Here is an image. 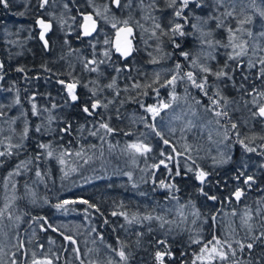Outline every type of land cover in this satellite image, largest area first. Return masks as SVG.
Segmentation results:
<instances>
[{
	"label": "trees",
	"instance_id": "obj_1",
	"mask_svg": "<svg viewBox=\"0 0 264 264\" xmlns=\"http://www.w3.org/2000/svg\"><path fill=\"white\" fill-rule=\"evenodd\" d=\"M107 2L111 4L112 8L116 7L111 0H107ZM147 2L148 4L142 3L143 7H136V10L130 14L124 13L123 15L120 12L119 17L128 19L129 24L133 27L134 34L136 20L142 18L145 22L143 24H149L150 30L158 33L156 38L151 33L148 35L151 40L139 42L137 37L132 45L131 55L125 58L111 51L109 56L111 62L105 63L104 67H99L100 71L98 70V72L90 71L92 74L83 75L79 71L71 69V71L74 70L72 72L81 74L77 73L75 75L72 73L71 77V80L78 81L76 88L78 100L75 102L71 99L58 100L57 93L52 94L51 86L54 84L52 79L60 73L52 68V60L49 61L48 56H45L43 52L41 53L42 49L40 50L39 66L29 60L27 50L23 49L22 53H17L18 58L11 60L14 61L15 65L17 64L15 69H13V62L11 63L9 57L6 58V53L3 54L0 51V64L3 65V68L0 69V78L13 81V84H17L19 89H29L28 93L36 94L35 99L45 94L53 96L50 101L22 102L0 107V111L2 107L4 109L2 113L0 112V114H3L0 115V151H7L10 144L21 145L19 148H13L11 155L0 156V183L4 184H0L2 188H0V235L6 237V241L0 243V249L3 252L0 255V264H6L5 261L7 260H9V264H13V261L16 264H32L33 259H49L52 264H157L156 251L165 250V246L157 243L158 241H166V245L172 253L170 258L166 257L165 264H192L195 256L200 254V249L208 241H211L213 236L221 241L229 258L224 261L217 258L212 264H264V239L253 241L254 236L259 237L261 232L264 231V167H262L264 166V119H252L251 111L256 110V106L250 111L246 108L250 105L243 104L244 95L246 96L248 89L247 92H241L238 88L233 87L229 80L217 81L221 84L215 85L214 79L209 78L208 85L213 84V82L215 84L209 86L207 96L199 89L193 90L192 87L194 86L191 82L189 88H181L179 91L174 85H165L166 81L171 80L173 75L177 77L184 76L187 79L185 75L187 72H195L193 70L199 68L194 67L191 63L194 54L197 57L198 64L206 63L212 71H218L224 67L225 58L229 57L230 51H226L229 48L217 51L222 42L221 36L219 37L216 33L219 29L217 26L216 28L213 26L207 28V25L204 26L205 28L200 27V32L204 30L205 33H211L208 36L200 35L199 37L195 29L196 34H198L197 37L192 32L191 23H189L191 30L189 35L184 36L186 39L177 35L176 40L170 33L172 24H183V30L186 33L189 26L184 24L182 18H174L173 8L166 9L156 4L152 6V0H147ZM227 6L226 0H223L220 6L217 7L221 9ZM202 7L212 8L208 5ZM157 23L161 24L168 35L161 34V31L155 28ZM197 29L199 28L197 27ZM194 37L197 39L195 38V40ZM203 38L214 42L210 52L213 54L212 58H215L210 57V60L204 59L201 62L198 59V53L200 52L198 50H204L200 42ZM174 39L175 43L181 45L179 48L175 47ZM215 41L220 43L217 45ZM161 45L165 46L162 47ZM195 46L200 48L197 50ZM257 46H259V43ZM160 47H162V50ZM182 52H188L189 58L185 59L181 55ZM246 60V62H249L248 59ZM233 62L227 63L228 68L226 70L230 74H234L238 84L244 83L242 76L248 75L251 69L243 65L244 73L239 70L233 73L232 70L237 67ZM177 63L181 65L180 69H176ZM69 66L71 67L70 64ZM69 66L62 63V70L69 69ZM18 68H23L24 72L17 71ZM117 68H120L121 71L117 72ZM35 70H39V72ZM37 76H42L47 80L46 87H36L33 81H36L34 77ZM78 76L80 78L85 76V78L82 80ZM195 76L197 82H200L204 77ZM66 80L70 81L69 79ZM113 80L116 82L113 83ZM141 80L144 82L142 83L144 86L141 84ZM252 81L247 82L250 85L246 84V86L264 91V82L257 81L255 83ZM110 84L113 85L111 88L108 87ZM0 85H3L6 90L10 87V83H4L1 80ZM133 85H139V87H133ZM169 86L172 88L171 90ZM84 90L88 91V95L83 92ZM215 90H220V98H226L228 101L239 99L238 102H243L241 103L245 106L243 115L240 114V109L236 108L232 111L227 109V117L215 116L214 118L211 112L219 111L220 108L213 109L210 106L209 97H216ZM173 91L177 97L176 100H172V96L169 97ZM93 93L95 95L98 93V96L92 97ZM216 98L220 99L219 97ZM17 99L21 100L18 97ZM92 99H98L102 105L106 104L107 107L102 106L95 110L92 116H89L82 111V108L86 104L90 108ZM195 99L204 105V111L202 112L204 117L199 116L193 120L184 119L181 123L173 120L168 128L170 131L161 129L160 124L156 122L161 121L160 114L150 118L151 120L148 116L146 117L148 112L145 109L148 105L156 106L161 101L173 105V103H179L183 100L189 102V100ZM33 104L36 105L37 112L42 114L32 115ZM141 104L145 107H141ZM18 109L20 110L18 111ZM174 109L178 110L175 107ZM77 114L84 118H77ZM82 114L83 116H81ZM41 115L45 117V120ZM4 116L7 118L5 117L3 120ZM40 116L42 117L41 121ZM155 118L159 119L154 121ZM241 118L247 120L248 128L243 127ZM149 120L152 121L151 126H154L155 131L151 126V128L149 126L145 127L150 122ZM217 120L220 121L219 124ZM102 122L108 123L114 131L107 133L104 129L98 127ZM187 122L189 124L182 128L181 126L186 125ZM200 123L202 124L200 125ZM231 123L238 125L239 140H245L249 147L256 149L255 152H246L241 145L236 144L238 142L237 131L231 130ZM174 124L179 126H176V128ZM69 125L71 126V135L70 132L66 134L60 131L64 129V126L66 128ZM221 125L228 130L227 142L232 144L230 150L224 148L225 151L215 153L212 147L207 148L206 151L203 150L205 140L201 135L205 132L214 131L217 126L220 129L224 128ZM141 126L144 130L141 129ZM26 127L28 138L24 136ZM37 127H40L41 131L37 132ZM54 127H56V130L53 129ZM93 127L96 129L92 130ZM44 128L46 130L52 128L53 130L46 132ZM95 130L97 131L95 136L98 138L91 135ZM221 130L223 131V129ZM156 132H159L160 135H156ZM33 133H38V135L35 134V137ZM83 134L85 135L83 136ZM60 135L62 138H59ZM51 136L53 137L50 138ZM100 138L104 140L101 141ZM48 139L53 140V142H49ZM164 140H167L168 144H165ZM37 141L40 143H37ZM46 141L50 149H41L37 146L41 142L46 144ZM56 141L59 143H56ZM70 141H72V144ZM133 141L143 142L152 150L144 155L135 154L133 150L127 148V145ZM67 142H69V145ZM107 146L108 148H106ZM35 148H37V151ZM177 149L179 151H176ZM30 150L35 151L30 152ZM39 150L41 153L44 150L46 153L52 150L58 156L63 152L62 157H66L63 160L65 161L68 158L67 162H64L63 167H55L56 158L49 157L47 154L45 156L44 152L42 155ZM70 152H79L81 155L76 157V154L72 155ZM37 153L40 154L39 160L36 159ZM177 153L180 155L177 157L178 162H168V168L160 165L161 160L166 162L168 157L175 158ZM217 153L219 154L216 157ZM189 155L191 159H189ZM131 157L135 159L137 164L135 162L129 163ZM229 157L230 159H228ZM214 158L216 160L228 159V163L214 165ZM21 162H24V166L18 168ZM153 165H159V167H153ZM190 165L193 167V172L188 171ZM37 166L42 174L40 178L36 176ZM197 168L210 173L208 182L203 185V191L208 194L207 196L200 192L201 185L195 179L194 171ZM177 169L181 173L179 176L175 175ZM239 171H243L245 177H254L255 182L251 187L244 184V178L240 180L235 178ZM69 172L72 174H69ZM10 173L11 175H9ZM129 173L134 175H129ZM161 180L168 184H174L175 187L171 189L161 188L159 187ZM36 187L38 188L35 190ZM237 188H240L244 193L239 200L233 195ZM2 190L5 192L2 193ZM4 193L8 196L5 197L4 195L3 198ZM25 195L27 196L25 197ZM208 196H216L217 199L210 200ZM25 198H28L29 201ZM37 198H40L38 200L42 202L37 203ZM65 200L76 201V203L66 204L63 208L55 211L57 208L54 206ZM84 200L88 201V204L81 202ZM36 203L37 205H35ZM90 204L96 207L91 208L89 207ZM68 206L69 208H67ZM10 208H13V210ZM237 210L241 217L239 219L240 223L236 219ZM79 212H81L80 218L84 222L79 220L81 223L78 228L74 226V220L78 218V215L73 213L77 214ZM113 212L117 215H112ZM65 213L67 215L63 216ZM121 213L124 215H121ZM246 213L248 214V221L245 224L243 221ZM144 217H151V219H144ZM65 236H71L75 243L65 240ZM196 240L201 242L199 244L193 243ZM236 241H240L245 245L254 243V246L252 249L245 247L241 251ZM227 244L233 245L235 256L228 250ZM211 246L209 245V247ZM120 250L125 251L127 260H121L118 254ZM197 264H206V262L197 261Z\"/></svg>",
	"mask_w": 264,
	"mask_h": 264
},
{
	"label": "rangeland",
	"instance_id": "obj_2",
	"mask_svg": "<svg viewBox=\"0 0 264 264\" xmlns=\"http://www.w3.org/2000/svg\"><path fill=\"white\" fill-rule=\"evenodd\" d=\"M76 1L78 4L76 3ZM86 1L87 2L85 3V0L84 1H82V0H71V1L70 0H49V3L43 9H41V14L44 17H46L47 19L51 20L52 29H53L52 33H54L55 35H58L59 38L61 37L63 39L61 46L58 48V53L60 55L58 56V58H54L52 60V64H53L52 68L57 70V72L60 73V75H57L56 78H55V76L53 77L52 82H54V84L52 86L50 85L52 87V94L57 93L56 96H57L58 100L71 99L67 95L64 87L59 83L60 80H64L66 83L75 81L74 79L71 80L72 73H71V71L68 72L69 70L75 69L76 71H79L83 75H88V74H92V73H90V70L85 68V64L87 61L94 59L97 62L96 64L89 66L90 68L97 69L96 71H93V72H98L99 67H104L105 63L111 62V58H109V56L111 54L112 49H111V47H109V44H105V40H109L110 34L108 35V33L113 28L112 27L113 24H117V25L118 24H124V21L128 20L127 18L121 19V16L119 17L120 12H122L123 15H124V13L130 14L133 10L134 11L136 10V7H143L142 3L148 4L147 0H125V1L122 0V6L120 8L114 7L113 8L114 10L112 11V9H111L112 6H111V4H109V2H107V0H86ZM72 2H74V3H72ZM199 2L202 3V6L208 5L209 7L212 6V8H210V9H206L203 7L197 8L195 3L190 4L191 7H189V9L187 11H185L184 15L188 16V18H189V23H191L192 32L196 33L194 31L195 29L193 30V27H192L193 24H196L199 28V29L196 28V31L198 32L199 37H200V35H202V32L205 33L204 30H202V32H200L201 26L203 28H205L204 26L207 25V28H211L212 26L214 28H216L217 23L219 21L223 20V21H225L224 26L217 29V31H216V33L218 35L220 34L221 37L223 36L222 42L219 45L217 50H219V49L223 50L224 49L223 45L229 44V34H228L227 29L229 27H231L234 30L235 36L237 38L235 40V43L239 44L241 39L247 41V43H248V54L243 56V57H240V60H242L244 62L243 64H245L244 66H246V67L248 66V64H247L248 62H246L247 61L246 59H248L249 61L251 60L255 64L258 58L264 57V54L263 53L261 54V51L264 52V37L259 36V33L264 31V17L259 15V11L264 10V0H255V3H253V0H226L228 6L221 8V9H219L217 7V6H220V4H217L215 2V0H199ZM80 3L82 4V6ZM169 3H170V0H158V1H156L155 4L157 6H160V7L166 8V9H170V7H168ZM39 4H40V0H9V7L8 8H4L2 5H0V49H1V52H3V54H5V52H6V58L9 57L10 61L12 59L18 58L19 57L18 54L22 53L23 49H25V50H27L29 60L31 62L35 63L36 66H39L40 53H39V51L36 50V47H37V45L35 44L36 40L32 34V31L34 29H31L32 21H33L32 18L34 16H36V13H38V11H40V7L38 8ZM65 5H67V7H65ZM78 5L81 6L80 9H79L80 6H78ZM73 6H74V8H73ZM85 8H86V10H85ZM71 10H73V11H71ZM173 10H174V8H173ZM216 10H218V11H216ZM83 11H84V14L82 13ZM115 11H118V12L116 13ZM227 12H231L232 15L226 16L225 13H227ZM63 13L66 14V16ZM70 13H71V15L69 16ZM86 13H89L90 15H92L93 19L96 20V22H97L96 29L97 30L95 32H98V33L95 34V32H94V34L89 38H86L84 36L82 38H80V37L77 38L78 37L77 33H72L73 31L76 30V27H74V26L77 25L78 21L81 19V17H82L81 15H86ZM21 14H23V15H21ZM2 16H3V18H1ZM63 16H64V18H63ZM248 16L252 17L251 23H247V24L243 25L244 31L238 30L240 28L239 21L245 20ZM73 17H75L76 19L73 20ZM196 17H200L201 19L197 20ZM2 19H4V20L2 21ZM205 20L207 21V23H204ZM143 22H144L143 19L139 18V19H137V21L135 23V25L137 27L135 26V28H134V29H136L135 34L133 31V36L131 38L132 45L134 43V40L137 37H138L139 42L142 40L143 41L145 40L146 42H147V40L148 41L151 40V38L148 35L153 33V30H150L151 27L149 24L145 25V24H143ZM230 22H233V23H230ZM189 23H187L186 25L189 26ZM99 24H100V26H99ZM103 26H104V28H102ZM191 28L189 26L188 33L191 30ZM223 30H225V31L223 32ZM247 30H250L253 32L252 37H249L247 35ZM107 31H108V33H107ZM221 32L225 33V34H222ZM98 34L100 36H98ZM21 35H23V36H21ZM156 35H158L157 32H155V35H154L155 38H156ZM176 37L177 36H175V39H176ZM203 39H207V38H203ZM79 40H82V42H80ZM65 41H67V43ZM256 41H258V42H256ZM73 43H75V44H73ZM256 43L257 44L259 43V46H257ZM202 45H203L202 47L204 50H200V52H199V57L201 56V58H199V59L201 62L204 59L210 60L211 58L209 59V57L212 56L211 55L212 53L210 52V50L212 49V47H211L212 45L211 46H209L208 44H202ZM225 48H228V47H225ZM32 49H34L35 51H33ZM226 51L227 52L230 51L228 54V56H229L233 52V49L231 48V46H229V49H227ZM105 52H108L109 55L105 56ZM258 54H259V56H257ZM205 55H206V57H205ZM225 59L229 63L233 62V60H229L228 58H225ZM255 59H256V61H255ZM11 63L13 65V69H15V67H17L16 66L17 64L15 65L14 61H11ZM62 63L64 65L67 64L68 66H69V64L71 65V67L69 66L70 67L69 69H66L67 72H65V70H62ZM234 63H235V65H237L238 61H234ZM243 64L241 65V67H244ZM256 65L259 66V64H256ZM189 66H191V65H189ZM257 66L255 67V69H251L250 73L248 72L249 73L248 76L251 77L252 79L249 78V80L247 82H251V80H253V82L261 81L260 79H258L256 77L258 75V72H259V67H257ZM196 70L197 69H195V72H194L195 75L198 76L199 74H201V75H199V77L205 75L203 72H200V68H198L199 72H198V70L196 72ZM254 70H257V72ZM35 71L39 72V70H35ZM79 72H75L74 74L76 75ZM196 73H198V74H196ZM255 73H256V76H255ZM251 75H253V76H251ZM210 76H213V77H210ZM210 76H208V80H209V78L212 80L215 78L214 81L216 80V77L214 75H210ZM82 77L83 78H80V76H78L79 79L83 80L85 78V76H82ZM34 79L36 81H33V83L36 84V87H40V88L46 87L47 80L44 79L42 76L41 77H39V76L34 77ZM66 79H69L70 81H67ZM199 79H201V78H199ZM0 80L4 83H10V87L8 88V90H6V88H4L3 85H0V97L2 98V99L0 98V103H2L0 105H3L4 101H5L4 105L10 106L11 104H20L22 102L23 103H31V102L50 101L53 98V96L51 97L50 95L45 94V95L39 96L35 99L36 94L28 93L29 89H27V88H25V90L24 89L22 90L21 88L19 89L17 84H15V85L13 84V81H9L8 79L4 80V79H2V77L0 78ZM216 81H218V80H216ZM189 83L190 82L187 79L185 80L184 76H181V77H178V79H177L176 85L177 84L178 85L177 86L174 85V87L176 89H178V91H179L181 88H189ZM213 84H215V83L213 82ZM213 84H211V86H213ZM50 86H49V88H50ZM171 89L172 88H170V90ZM192 89L198 90L195 87H192ZM247 89H248V92H251L252 88L247 87ZM83 92L87 93V95H88V91L84 90ZM214 92L216 94V90ZM171 93H170L169 97H171ZM235 93H237V92H235ZM10 94H12V95H10ZM63 96H64V98H63ZM6 97L9 99L6 100L7 99ZM17 97L19 99H21L22 101L21 100L19 101L17 99ZM253 99H256L258 102L262 101V100L259 101L260 98L254 97L253 95H249L248 93L246 94V96L244 95V103L245 102L247 103V101H248L249 103H247V104L253 106V107L250 106L251 109L252 108L254 109V106H255L252 103ZM17 100L19 101V103L16 102ZM196 101H197V99L190 100L187 104V101L183 100L182 102H179V103H177V102L173 103V105H171V107H169V109H161V111H160L161 113H159L160 118H161V122H160V120L157 119L158 123H160V124L162 123L161 125H159L161 127V129H163L165 131L167 129L168 131H170L168 128L170 127V124L173 122V120L175 122L178 121L181 123L184 119L193 120L194 118H197L199 116H203L202 112L204 111V105L200 102L199 104L201 106L199 104L197 106ZM237 101H235V100L231 101V102L229 101V104L230 103L231 104L230 105L228 104L227 109H229V111H232L235 108L240 109V107L242 106L240 111H241V114L243 115V113H244L243 104L244 103L241 104L240 102H238V104H239L238 105ZM190 102H191V104H190ZM192 103H193V105H192ZM235 103H236V105H235ZM189 104H190V106H189ZM221 105H223V104H221ZM174 107L177 108L178 110H175ZM250 108L248 107V110ZM242 109H243V112H242ZM251 109H250V111H251ZM196 113H198V114H196ZM212 114H214V112H211V115ZM197 115H199V116H197ZM147 116L149 119L152 118V114L149 112H148ZM212 116L215 118V115H212ZM155 119H154V121H155ZM201 121H203V120H201ZM149 123L147 124V126L150 127L151 124H153V123H152V121H150ZM188 124H189V122H187L186 125H183L182 127H185ZM201 124L202 123H200V125ZM241 124L243 125L244 128H248V126H247L248 124H247L246 119L241 118ZM224 125H225V123H224ZM221 127H224V126L221 125ZM222 129H224V130L221 131L219 126H217L214 131L211 132L207 129L209 132H205V134L201 135V136H203V138L205 140L204 145H203V150L206 151L207 148H211V147L214 150V153L217 151L221 152V150L225 151V150H223L224 148L230 150V146L232 144L227 142L228 139L225 140L224 133H221V132H225V127ZM134 142H137V141H133L132 143H134ZM223 142H225V143H223ZM236 144L241 145L239 142H237ZM216 145H218V146H216ZM241 147L243 148L242 145H241ZM176 151H179V149H177ZM219 153H217L216 157L218 156ZM53 154H55L54 156H55L56 160H58V161L55 160V162H56V163L54 162L55 164H57V162L59 163V158L64 159L63 157H61V156H63L62 153L59 154L60 156H58V154L56 152ZM54 156H52V158H54ZM178 156H180L179 153H177L175 158H172L171 160L168 159L165 163L178 162L177 161ZM131 162H135V159L132 157L129 158V163H131ZM58 166H63V165L61 163H59V165L58 164L55 165V167H58ZM67 168H68V166H67ZM70 173L71 172H69V174ZM58 178H61V177H58ZM4 195L6 197V193L3 194V198H4ZM7 196H8V194H7ZM67 208H69V206ZM57 210L58 209H56L55 211H57ZM80 213L81 212H79L77 214L73 213L75 215H78L79 219L75 218V220H74L75 221L74 226L78 227V228H79L80 223H81L79 220L84 222L83 219L80 218V216H81ZM65 215H67V213H65L63 216H65ZM236 215H237L236 219H237L238 223H240L239 219H241V217H240V213H238V210L236 211ZM5 241H6V237L3 235H0V243H3ZM0 248H1V245H0ZM1 254H3L2 249H0V255ZM5 263L9 264V260L5 261Z\"/></svg>",
	"mask_w": 264,
	"mask_h": 264
},
{
	"label": "snow or ice",
	"instance_id": "obj_3",
	"mask_svg": "<svg viewBox=\"0 0 264 264\" xmlns=\"http://www.w3.org/2000/svg\"><path fill=\"white\" fill-rule=\"evenodd\" d=\"M111 2L114 3L117 8H120L122 6V0H111ZM215 2L217 4H221L223 2V0H215ZM48 3H49V0H40L39 7L41 9H43ZM155 3H156V0H152V6H155ZM193 3H195L197 8L202 7V3L199 2V0H170L168 7L174 8V13H173L174 18H182L184 21V24H187V23H189V18H188V16H185L184 13L186 10L189 9V5L193 4ZM253 3H255V0H253ZM0 5H2L4 8H8L9 7V0H0ZM65 7H67V5H65ZM21 15H23V14H21ZM225 15L231 16L232 13L227 12V13H225ZM259 15L264 17V10H260ZM75 19L76 18L73 17V20H75ZM196 19L200 20L201 18L196 17ZM82 20H83V23H81L79 25V27L81 29V34L84 37H89L92 35V33L94 31H96V20L93 19L92 15H82ZM251 20H252V17L248 16L245 20L239 21L240 28L238 30L244 31L243 25L247 24V23H251ZM35 23H36V25L39 26V30H40L39 39L41 41H43L44 48L47 49L49 47V44H48V40L46 39V34L51 30L52 24L50 22H46L43 18H39V17L37 18ZM204 23H207V21L205 20ZM224 23H225V21H223V20L219 21L216 25L217 28L223 27ZM124 24L126 25L125 27H118L117 24L112 25V27L116 31L114 47H115V51L120 53L122 57H128L131 55V53L133 51V46H132V41H131V38L133 36V29L131 27H127L128 21H124ZM192 27H193V29H196L198 26L196 24H193ZM155 28L159 29L161 31V34H167L164 31V29L162 28L161 24L157 23L155 25ZM227 31L229 34V44L224 45V47L231 46V48L233 49V52L229 55L228 59L238 61L237 67L234 68L232 71H233V73H235L237 70L242 72L243 68L241 67V65L244 62L242 60H240V57H243V56L248 54V43H247V41H245L243 39H241L239 44L235 43V40L237 38L235 36L234 30L231 27H229L227 29ZM170 33H171L172 37H175L177 35H179L181 37H183L185 35H189V33H186L183 30V24H181V23H173L172 27L170 29ZM153 35H155V32H153ZM202 35L208 36V35H211V33L210 32L209 33H202ZM247 35L249 37H252L253 32L250 30H247ZM259 36L264 37V31L260 32ZM65 42L67 43V41H65ZM200 42H201V44H208L209 46H211L213 44V41L208 40V39H201ZM110 43L111 42L109 40H105V44H110ZM173 43H174L175 47H177V48L180 47L179 44L175 43V40H173ZM215 43L219 44L220 42L215 41ZM108 55H109V53L105 52V56H108ZM181 55L184 56L185 59L189 58L188 52H182ZM96 63L97 62L94 59L89 60L86 62L85 68L90 70V71H96L97 69L89 67L90 65H93ZM256 64H259V72H258L257 78L264 81V57L258 58L255 64L250 60L248 62L249 69H254L256 67ZM192 65L194 67H199L200 71L203 72L205 75L200 82H197V78L194 75V73L192 71H189L185 74L186 78L189 82H191L192 86L201 90L205 96L208 95V89H209L208 76L209 75H214L218 81H221L224 79L229 80L232 82L233 87L238 88V90H240L241 92H247L246 84H247V81L249 80V76L248 75L242 76V81L244 83L237 84L234 74H230L226 70L228 68L227 62L225 63L223 68H220L216 72H213L212 69L210 67H208L206 63H199L198 64V60L196 58L192 59ZM175 67H176V69H180L181 65L179 63H177ZM2 68H3V65L0 64V69H2ZM17 71L24 72V69L18 68ZM116 71L120 72L121 69L117 68ZM157 78H159V77H157ZM177 79H178V77L174 75L171 80L166 81V85H175ZM59 83L64 87L67 95L71 98V101L75 102L78 100V96L76 94V88L78 85V81H72V82L66 83L64 80H60ZM113 83H115V81H113ZM112 86H113L112 84L108 85L109 88H111ZM133 87H139V85H133ZM248 94L253 95L254 97H259L262 101H264V91H258L255 87H253L251 89V92H248ZM94 96H95V93H93V97ZM171 96H172V100L177 99L174 91L171 93ZM215 96L216 97L220 96L219 90H217ZM209 100H210V106L213 109L220 108L219 111L214 112V115L216 117H227L228 116L227 106L229 104V101L226 98L217 99L214 97H209ZM16 102L19 103L18 100ZM196 103L199 104L200 101H196ZM221 103L223 104V107H221ZM252 103L256 106V110L251 111L252 119H256V118L264 119V102H258L256 99H253ZM102 106L107 107L106 104L102 105L98 99H92L91 107L89 108V106L86 104L82 108V111L84 113H86L87 115L91 116V115H93L95 110H97L98 108H100ZM53 107H55V105H53ZM141 107H145V106L143 104H141ZM169 107H171V105L169 103H165V102L161 101L156 106L148 105L145 110L147 112L151 113L153 117H156L157 115H159L161 109H167ZM32 111H33V115L38 114L37 107L35 104H33V106H32ZM0 115H2V114H0ZM219 122L220 121L217 120L218 124H219ZM99 127L104 129L107 133H112L114 131L113 128H111L108 123H101ZM151 127L155 131L154 126H151ZM70 130H71L70 125L64 129H61V131L64 133H68V132H70ZM231 130L237 131L238 142L243 146V148L246 152H255L256 151L255 148L249 147L248 143H246L245 140H239L238 125L236 123H231ZM36 131L37 132L41 131L40 127H37ZM27 132H28V129L26 127L24 129V136L25 137L27 136ZM91 135L95 136V135H97V132L94 131L91 133ZM156 135L159 136L160 133L156 132ZM224 138H225V140L228 139V130L227 129L224 132ZM164 143L168 144V141L164 140ZM20 146L21 145H11L10 144L8 146L7 151H0V156L11 155L12 149L13 148H19ZM38 147L41 149H47V148H49V145L39 144ZM127 148L133 150L136 154H140V155H144V154H146L152 150L147 144H145L143 142L130 143L127 145ZM47 155L49 157H52L53 152L48 151ZM76 155L79 156V155H81V153L77 152ZM36 159L37 160L40 159L39 153H37ZM168 159L171 160L172 157H168ZM189 159H191L190 155H189ZM228 159H230V157ZM228 159L216 160L214 158L213 163H214V165H222V164L228 163ZM59 163L63 164L64 160L61 158L59 160ZM194 163L195 162L193 161V164ZM160 165H163L165 168H168V164L165 163L164 160L160 161ZM23 166H24V162H21V164L18 165V168L23 167ZM153 167H159V165H153ZM262 167H264V166H262ZM73 171H75V169H73ZM188 171L193 172V167L191 165L188 167ZM169 173L171 174L170 168H169ZM180 174L181 173H180L179 169H177V171L175 172V175L179 176ZM9 175H11V173ZM194 175H195V179L201 185V188L199 189L200 192L203 195L207 196L208 194L203 191V185L208 182L210 173H208L202 169L197 168V170L194 171ZM36 176L38 178H40L42 176L41 171L39 170L38 166H37V170H36ZM235 178L237 180L244 178V184L248 185L249 187H251L252 184L255 182L253 176H246L245 177V173L243 171H239ZM159 187L171 189V188H174L175 185L165 183L164 180H161ZM233 195L235 196V198L237 200H239L244 195V193L240 188H237L236 191L233 193ZM208 199L216 200L217 197L216 196H208ZM81 202L88 204V201H86V200L81 201ZM69 203H76V201L65 200V201H62L61 203L56 204L55 208L61 209V208H63L64 205L69 204ZM89 207L95 208L96 206L90 204ZM97 211H99V209H97ZM112 215H117V213L113 212ZM121 215H124V214L121 213ZM144 219H151V217H144ZM247 221H248V214L246 213V216H245L243 222L246 224ZM49 227H51V225H49ZM64 239L70 241L73 244L75 243V241L72 239L71 236H65ZM259 239H264V231L261 232L259 237H255V236L253 237L254 242L256 240H259ZM200 242L201 241H199V240L193 241V243H196V244H199ZM157 243L164 245L165 250L164 251H159V250L156 251L155 259L157 261V264H165L166 257L170 258L172 256V253L168 249V247L166 245V241H158ZM236 244L239 246V249L241 251H243L245 247H247L248 249H252L254 246V243H247L245 245L244 243H242L240 241H236ZM209 245H212V246L209 247ZM227 248H228V250H230L232 252V255L235 256V249L233 248V245L227 244ZM118 254H119L122 261L127 260V256H126V253L124 250H120ZM217 258H219L221 261H224V260H227L229 257H228V253L224 250V247L221 244V241L219 239H217L215 236H213V239L211 241H208V243L205 244V246L200 249V254L195 256V259L193 260L192 264H197V261H205L206 264H212V262L215 261ZM13 264H16V262L13 261ZM32 264H52V261L49 259H44V260L33 259Z\"/></svg>",
	"mask_w": 264,
	"mask_h": 264
},
{
	"label": "bare ground",
	"instance_id": "obj_4",
	"mask_svg": "<svg viewBox=\"0 0 264 264\" xmlns=\"http://www.w3.org/2000/svg\"><path fill=\"white\" fill-rule=\"evenodd\" d=\"M70 1H71V0H70ZM82 1H84V0H82ZM74 2H75V1H74ZM74 2H72V3H74ZM79 2H80V1H79ZM86 2H87V1L85 0V3H86ZM76 3H77V1H76ZM77 4H78V3H77ZM80 4H81V3H80ZM131 4H132V3H131ZM72 5H73V4H72ZM85 5H86V4H85ZM78 6H80V5H78ZM78 6H77V7H78ZM81 6H82V4H81ZM81 6L79 7V9L81 8ZM83 6H84V5H83ZM124 6H125V5H124ZM190 6H191V5H190ZM61 7H62V6H61ZM71 7H72V6H71ZM77 7H76V8H77ZM73 8H74V6H73ZM113 8H114V7H113ZM113 8H112V9H113ZM130 9H131V8H130ZM61 10H62V9H61ZM68 10H69V9H68ZM82 10H83V9H82ZM85 10H86V8H85ZM71 11H73V10H71ZM90 11H91V10H90ZM118 11H119V10H118ZM118 11H115V12L117 13ZM137 11H138V10H137ZM61 12H62V11H61ZM78 12H79V11H78ZM109 12H110V11H109ZM133 12H134V10H133ZM64 13H65V12H64ZM64 13H63V14H64ZM68 13H69V12H68ZM116 13H115V14H116ZM193 13H194V12H193ZM64 15L66 16V14H64ZM70 15H71V13L69 14V16H70ZM67 16H68V15H67ZM63 18H64V16H63ZM66 18H67V17H66ZM94 18H95V17H94ZM131 18H132V17H131ZM132 19H133V18H132ZM181 20H182V19H181ZM127 21H128V20H127ZM136 21H137V20H136ZM230 21H231V20H230ZM105 22H106V21H105ZM130 22H131V21H130ZM181 22H182V21H181ZM228 22H229V21H228ZM96 23H97V22H96ZM119 23H120V22H119ZM143 23H145V22H143ZM226 23H227V22H226ZM230 23H233V22H230ZM230 23H229V24H230ZM132 24H133V23H132ZM101 25H102V24H101ZM99 26H100V24H99ZM104 26H105V25H104ZM104 26H103L102 28H104ZM106 26H107V25H106ZM226 29H227V28H226ZM193 30H194V29H193ZM194 31H195V30H194ZM224 31H225V30H223V32H224ZM109 32L111 33L112 31H109ZM96 33H98V32H95V34H96ZM101 33H102V32H101ZM103 33H104V32H103ZM107 33H108V31H107ZM107 33H106V34H107ZM187 33H188V32H187ZM196 33H197V32H196ZM196 33H195V34H196ZM221 33H222V32H221ZM21 34H22V33H21ZM93 34H94V33H93ZM222 34H225V33H222ZM167 35H168V34H167ZM197 35H198V34H196V36H197ZM21 36H23V35H21ZM98 36H100V35L98 34ZM194 36H195V35H194ZM219 36H220V34H219ZM225 36H226V35H225ZM94 37H95V36H94ZM106 37H107V36H106ZM167 37H168V36H167ZM183 37H184V36H183ZM183 37H182V38H183ZM186 37H187V36H186ZM192 37H193V36H192ZM197 37H198V36H197ZM19 38H20V37H19ZM21 38H22V37H21ZM184 38H185V37H184ZM184 38H183V39H184ZM195 38H196V37H194V39H195ZM216 38H218V37H216ZM221 38H222V37H221ZM183 39H182V40H183ZM185 39H186V38H185ZM196 39H197V38H196ZM196 39H195V40H196ZM109 40H110V39H109ZM174 40H175V39H174ZM176 40H177V38H176ZM189 40H190V39H189ZM192 40H193V39H192ZM221 40H222V39H221ZM161 41H162V40H161ZM162 42H163V41H162ZM171 42H172V41H171ZM175 42H176V41H175ZM179 42H180V41H179ZM184 42H185V41H184ZM194 42H195V41H194ZM196 42H197V41H196ZM102 43H103V42H102ZM163 43H164V42H163ZM187 43H188V42H187ZM189 44H190V42H189ZM220 44H221V43H220ZM104 45H105V44H104ZM159 45H160V44H159ZM187 45H188V44H187ZM194 45H196V44H194ZM194 45H193V47H194ZM217 45H218V44H217ZM260 45H261V44H260ZM109 46H110V45H109ZM161 46H162V45H161ZM164 46H165V45H164ZM164 46H162V47H164ZM171 46H172V45H171ZM180 46H181V45H180ZM190 46H191V44H190ZM223 46H224V45H223ZM223 46H222V47H223ZM162 47H160V49H161ZM187 47H188V46H187ZM193 47H192V48H193ZM218 47H219V46H218ZM157 48H158V47H157ZM157 48H155V49H157ZM195 48L198 50L200 47L198 48V46H197V47L195 46ZM224 48H225V47H224ZM228 48H229V47H228ZM258 48H259V47H258ZM258 48H257V49H258ZM173 49H174V48H173ZM222 49H223V48H222ZM158 50H159V49H158ZM158 50H157V51H158ZM161 50H162V49H161ZM192 50H193V49H192ZM219 50H220V49H219ZM0 51H1V50H0ZM6 51H7V50H6ZM163 51H164V50H163ZM198 51H200V50H198ZM217 51H218V50H217ZM217 51H216V52H217ZM222 51H223V50H222ZM155 52H156V50H155ZM158 52H159V51H158ZM193 52H194V50H193ZM196 52H197V51H196ZM201 52H202V51H201ZM5 53H6V52H5ZM159 53H160V52H159ZM218 53H219V52H218ZM220 53H221V52H220ZM262 53L264 54V52L261 51V54H262ZM0 54H1V53H0ZM198 54H199V53H198ZM198 54H197V55H198ZM201 54H202V53H201ZM203 54H204V53H203ZM221 54H222V53H221ZM215 55H218V54H215ZM215 55H214V56H215ZM222 55H223V54H222ZM192 56H193V55H192ZM192 56H191V57H192ZM198 56H199V55H198ZM203 56H204V55H203ZM212 56H213V54H212ZM212 56H211V58H212ZM257 56H259V54H258ZM193 57L197 59V57H195V54H194ZM205 57H206V55H205ZM199 58H201V56L198 57V59H199ZM203 58H204V57H203ZM214 58H215V57H214ZM223 58H224V57H223ZM254 58H255V57H254ZM209 59H210V57H209ZM212 59H213V58H212ZM218 59H219V58H218ZM187 61H188V60H187ZM217 61H218V60H217ZM228 61H229V60H228ZM255 61H256V59H255ZM69 62H70V61H69ZM212 62H214V61H212ZM221 62H222V60H221ZM226 62H227V60H226ZM71 63H72V62H71ZM191 63H192V62H191ZM208 63H209V62H208ZM215 63H217V62H215ZM227 63H228V62H227ZM233 63H234V62H233ZM253 63H254V62H253ZM221 64H222V63H221ZM247 64H248V63H247ZM73 65H74V64H73ZM188 65H189V64H188ZM213 65H214V64H213ZM213 65H212V66H213ZM224 65H225V64H224ZM243 65H245V64H243ZM236 66H237V65H236ZM256 66H257V65H256ZM188 67H189V66H188ZM245 67H246V66H245ZM257 67H259V66H257ZM65 68H66V67H65ZM186 68H187V66H186ZM192 68H193V66H192ZM192 68H191V69H192ZM243 68H244V67H243ZM248 68H249V67H248ZM187 69H188V68H187ZM187 69H186V70H187ZM195 69H197V68H195ZM195 69H194L193 71H195ZM254 69H255V68H254ZM74 70H75V69H74ZM74 70H72V71H74ZM189 70H190V69H189ZM197 70H198V69H197ZM197 70H196V72H197ZM247 70H248V69H247ZM257 70H258V69H257ZM257 70H254V71L257 72ZM70 71H71V70H69L68 72H70ZM72 71H71V73H74V72H72ZM215 71H216V70H215ZM215 71H214V72H215ZM250 71H251V70H250ZM65 72H67V71L65 70ZM198 72H199V70H198ZM200 72H201V71H200ZM242 72H243V71H242ZM71 73H70V74H71ZM193 73H194V72H193ZM243 73H244V72H243ZM253 73H254V72H253ZM253 73H252V74H253ZM196 74H198V73H196ZM240 74H241V73H240ZM246 74H247V73H246ZM108 75H110V74H108ZM108 75H107V79H108ZM199 75H201V74H199ZM199 75H198V76H199ZM241 75H242V74H241ZM116 76H117V75H116ZM116 76H115V78H116ZM173 76H174V75H173ZM175 76H176V75H175ZM209 76H210V75H209ZM251 76H253V75H251ZM255 76H256V73H255ZM112 77H113V76H112ZM119 77H120V76H119ZM210 77H213V76H210ZM256 77H257V76H256ZM196 78H197V77H196ZM249 78H251V77H249ZM103 79H105V78H103ZM107 79H106V80H107ZM110 79H111V78H110ZM118 79H119V78H118ZM214 79H215V78H214ZM251 79H252V78H251ZM115 80H116V79H115ZM119 80H120V79H119ZM125 80H126V78H125ZM185 80H186V79H185ZM211 80H212V79H211ZM211 80H210V81H211ZM216 80H217V79H216ZM216 80H215V82H216L215 85H217V84L219 83V82L217 83ZM255 80H256V79H255ZM257 80H258V79H257ZM104 81H105V80H104ZM107 81H108V80H107ZM107 81H105V82L107 83ZM113 81H114V80H113ZM143 81H145V80H143ZM251 81H252V80H251ZM115 82H116V81H115ZM215 82H214V83H215ZM227 82H228V81H227ZM227 82H226V84H227ZM240 82H241V81H240ZM252 82H253V81H252ZM256 82H257V81H256ZM256 82H255V83H256ZM261 82H264V81L261 80ZM102 83H104V82H102ZM102 83H101V85H102ZM126 83H127V82H126ZM142 83H144V82H142V80H141V84H142ZM209 83H211V82H209ZM231 83H232V82H231ZM108 84H109V83H108ZM219 84H221V83H219ZM222 84H223V83H222ZM228 84H229V82H228ZM237 84H238V83H237ZM247 84H248V83H247ZM259 84H260V83H259ZM117 85H118V84H117ZM127 85H128V84H127ZM142 85H143V84H142ZM165 85H166V84H165ZM223 85H224V84H223ZM223 85H222V86H223ZM248 85H250V84H248ZM252 85H253V84H252ZM106 86H107V84H106ZM115 86H116V85H115ZM143 86H144V85H143ZM170 86H172V85H170ZM170 86H169V88H170ZM209 86H211V85L209 84ZM225 86H226V85H225ZM260 86H261V85H260ZM262 86H263V85H262ZM103 87H105V86H103ZM126 87H127V86H126ZM128 87H129V85H128ZM218 87H220V86H218ZM246 87H248V86H246ZM130 88H131V87H130ZM130 88H128V89H130ZM215 88H217V87H215ZM220 88H222V87H220ZM223 88H224V87H223ZM262 88H263V87H262ZM90 89H91V88H90ZM100 89H101V88H100ZM100 89H99V90H100ZM103 89H104V88H103ZM106 89H107V88H106ZM137 89H138V88H137ZM161 89H162V88H161ZM161 89H160V90H161ZM218 89H219V88H218ZM99 90H98V91H99ZM110 90H111V89H110ZM131 90H132V89H131ZM160 90H159V91H160ZM263 90H264V89H263ZM98 91H96V92H98ZM105 91H106V90H105ZM142 91H143V90H142ZM156 91H157V89H156ZM219 91H220V90H219ZM261 91H262V90H261ZM90 92H91V91H90ZM90 92H89V93H90ZM111 92H112V91H111ZM116 92H117V91H116ZM157 92H158V91H157ZM216 92H217V91H216ZM4 93H5V92H4ZM107 93H108V92H107ZM220 93H221V92H220ZM99 94H100V93H99ZM105 94H106V93H105ZM140 94H141V93H140ZM224 94H225V93H224ZM227 94H228V93H227ZM5 95H6V94H5ZM5 95H4V96H5ZM8 95H9V94H8ZM10 95H12V94H10ZM228 95H229V94H228ZM1 96H2V95H1ZM14 96H15V95H14ZM16 96H17V95H16ZM95 96L97 97V96H98V93H97ZM101 96H102V95H101ZM184 96H185V95H184ZM225 96H226V94H225ZM8 97H9V96H8ZM92 97H93V96H92ZM99 97H100V96H99ZM185 97H186V96H185ZM223 97H224V95H223ZM0 98H1V97H0ZM6 98H7V97H6ZM215 98H216V97H215ZM219 98H220V96H219ZM258 98H259V97H258ZM1 99H2V98H1ZM8 99H9V98H7L6 100H8ZM238 100H239V99H238ZM251 100H252V99H251ZM258 100H259V99H258ZM189 101H190V100H189ZM232 101H233V100H232ZM239 101H240V100H239ZM259 101H261V99H260ZM230 102H231V101H230ZM237 102H238V101H237ZM243 102H244V100H243ZM243 102H241V103H243ZM261 102H262V101H261ZM263 102H264V101H263ZM3 103L5 104V101H4ZM245 103H246V102H245ZM245 103H244V104H245ZM247 103H249V102L247 101ZM0 104H2V103H0ZM4 104H3V105H4ZM187 104H188V102H187ZM190 104H191V102H190ZM190 104H189V106H190ZM230 104H231V103H230ZM230 104H229V105H230ZM184 105H185V104H184ZM192 105H193V103H192ZM197 105H198V104H197ZM199 105H200V104H199ZM235 105H236V103H235ZM235 105H234V106H235ZM238 105H239V104H238ZM238 105H237V106H238ZM1 106H2V105H0V107H1ZM250 106H251V105H250ZM4 107H5V105H4ZM182 107H183V106H182ZM244 107H245V106H244ZM248 107H249V106H248ZM248 107H246V108H248ZM251 107H253V106H251ZM2 108H3V107H2ZM2 108H1V111H0L1 113H2V110H4V109H2ZM234 108H235V107H234ZM241 108H242V106L240 107V109H241ZM249 108H250V107H249ZM243 109H244V108H243ZM243 109H242V112H243ZM250 109H251V108H250ZM19 110H20V109H18V111H19ZM235 110H236V108H235ZM251 110H252V109H251ZM18 111H17V112H18ZM164 111H165V110H164ZM166 111H167V110H166ZM237 111H238V110H237ZM247 111H248V110H247ZM135 112H136V111H135ZM167 112H168V111H167ZM199 112H200V111H199ZM239 112H240V111H239ZM245 112H246V110H245ZM132 113H133V109H132ZM140 113H141V112H140ZM160 113H161V112H160ZM12 114H13V113H12ZM38 114H42V113H38ZM38 114H37V115H38ZM83 114H84V113H83ZM83 114H82L81 116H83ZM122 114H123V113H122ZM196 114H198V113H196ZM240 114H241V113H240ZM2 115H3V114H2ZM7 115H8V114H7ZM32 115H33V114H32ZM43 115H44V114H43ZM43 115H41V116L43 117ZM212 115H214V114H212ZM9 116H10V115H9ZM12 116H13V115H12ZM41 116H40V118H39L40 121L42 120V119H41V118H42ZM77 116H78L77 118L80 117V115H78V114H77ZM84 116H85V115H84ZM91 116H92V115H91ZM164 116H165V115H164ZM197 116H199V115H197ZM2 117H3V116H2ZM5 117H6V116H4L3 120L5 119ZM93 117H94V116H93ZM146 117H147V115H146ZM152 117H153V116H152ZM200 117H201V116H200ZM203 117H204V116H203ZM6 118H7V117H6ZM35 118H36V117H35ZM44 118H45V117H43V119H44ZM77 118H76V120H77ZM80 118L83 119L84 117H83V118L80 117ZM90 118H91V117H90ZM166 118H167V117H166ZM1 119H2V118H1ZM8 119H9V117H8ZM36 119H37V118H36ZM36 119H35V120H36ZM156 119H157V118H156ZM156 119H155V121H156ZM158 119H159V118H158ZM202 119H203V118H202ZM44 120H45V119H44ZM59 120H60V118H59ZM76 120H75V121H76ZM89 120H90V119H89ZM93 120H94V119H93ZM150 120H151V119H150ZM6 121H8V120H6ZM60 121H61V120H60ZM60 121H59V122H60ZM90 121H91V120H90ZM42 122H43V121H42ZM42 122H41V123H42ZM91 122H92V121H91ZM126 122H128V121H126ZM138 122H139V121H138ZM156 122H157V121H156ZM160 122H161V121H160ZM57 123H58V122H57ZM60 123H61V122H60ZM102 123H103V122H102ZM163 123H164V122H163ZM0 124H1V123H0ZM10 124H12V123H10ZM47 124H49V123H47ZM92 124H93V123H92ZM99 124H100V123H99ZM149 124H150V123H149ZM156 124H158V123H156ZM159 124H160V123H159ZM161 124H162V123H161ZM161 124H160V125H161ZM176 124H178V123H176ZM190 124H191V121H190ZM44 125H45V124H44ZM44 125H42V126L44 127ZM96 125H97V124H96ZM154 125H155V124H154ZM45 126H46V125H45ZM58 126H60V125H58ZM62 126H63V125H62ZM92 126H93V125H92ZM135 126H136V125H135ZM144 126H145V125H144ZM174 126H175V124H174ZM176 126H179V125H176ZM176 126H175V127H176ZM49 127H50V125H49ZM90 127H91V126H90ZM96 127H97V126H96ZM98 127H99V126H98ZM141 127H142V126H141ZM145 127H148V126L146 125ZM175 127H174V128H175ZM181 127H182V126H181ZM58 128H59V127H58ZM61 128H62V127H61ZM64 128H65V126H64ZM150 128H151V127H150ZM163 128H164V127H163ZM171 128H172V127H171ZM174 128H173V129H174ZM176 128H177V127H176ZM182 128H183V127H182ZM182 128H181V130H182ZM219 128H220V127H219ZM47 129H48V128H47ZM53 129L56 130V127H54ZM53 129L51 128V129H48V130H51V131H52ZM91 129H92V128H91ZM94 129H96V128L93 127L92 130H94ZM139 129H140V128H139ZM141 129H143V127H142ZM145 129H146V128H145ZM148 129H149V128H148ZM165 129H166V128H165ZM221 129H222V128H221ZM44 130H45L46 132L48 131V130H46L45 128H44ZM55 130H54V131H55ZM97 130H98V129H97ZM143 130H144V129H143ZM223 130H224V129H223ZM225 130H226V129H225ZM19 131H20V130H19ZM51 131H49V132H51ZM60 131H61V130H60ZM70 131H71V130H70ZM95 131H96V130H95ZM103 131H104V130H103ZM103 131H102V132H103ZM146 131H147V130H146ZM146 131H145V134H146ZM221 131H222V130H221ZM17 132H18V131H17ZM93 132H94V131H93ZM96 132H97V131H96ZM143 132H144V131H143ZM229 132H230V131H229ZM20 133H21V132H20ZM20 133H19V134H20ZM61 133H62V132H61ZM148 133H149V131H148ZM221 133H222V132H221ZM223 133H224V132H223ZM19 134H18V135H19ZM33 134H34V133H33ZM33 134H32V135H33ZM35 134L38 135V133H35ZM35 134H34V136H35ZM41 134H42V133H41ZM47 134H48V133H47ZM47 134H46V135H47ZM66 134H67V133H66ZM103 134H104V133H103ZM180 134H182V133H180ZM27 135H28V134H27ZM70 135H71V132H70ZM84 135H85V134H83V136H84ZM98 135H99V134H98ZM129 135H130V134H129ZM60 136H61V135H60ZM63 136H64V135H63ZM92 136H93V135H92ZM99 136H100V135H99ZM101 136H103V135H101ZM132 136H133V135H132ZM135 136H136V135H135ZM139 136H140V135H139ZM143 136H144V135H143ZM220 136H221V135H220ZM228 136H229V134H228ZM32 137H33V136H32ZM35 137H36V136H35ZM35 137H33V138H35ZM38 137H39V136H38ZM40 137H41V136H40ZM40 137H39V138H40ZM43 137H44V136H43ZM46 137H47V136H46ZM52 137H53V136H51L50 138H52ZM81 137H82V136H81ZM81 137H80V138H81ZM87 137H88V136H87ZM95 137H96V136H95ZM26 138H28V137L26 136ZM59 138H62V136L59 137ZM78 138H79V137H78ZM96 138H98V137H96ZM137 138H138V137H137ZM37 139H38V138H37ZM43 139H44V138H43ZM86 139H87V138H86ZM100 139H101V141L104 140V139H102V138H100ZM100 139H98V140H100ZM31 140L33 141L32 138H31ZM35 140H36V139H35ZM35 140H34V141H35ZM48 140H49V139H48ZM56 140H57V139H56ZM58 140H59V139H58ZM79 140H82V139H79ZM143 140H144V139H143ZM39 141H40V140H39ZM39 141H37V143H40ZM50 141H51V139L49 140V142H50ZM54 141H55V140H54ZM60 141H61V140H60ZM84 141H85V140H84ZM109 141H111V140H109ZM46 142H47V141H46ZM51 142H53V140H52ZM61 142H62V141H61ZM61 142H60V143H61ZM65 142H66V141H65ZM70 142H71V144H72V141H70ZM105 142H107V141H105ZM35 143H36V141H35ZM35 143L33 142V144H35ZM56 143H59V142L56 141ZM62 143H63V142H62ZM62 143H61V144H62ZM67 143H68V145H69V142H67ZM75 143H76V142H75ZM75 143H73V144H75ZM80 143H82V142H80ZM108 143H109V142H108ZM108 143H107V144H108ZM218 143H219V142H218ZM218 143H217V144H218ZM223 143H225V142H223ZM30 144H31V142H30ZM41 144H42V142H41ZM46 144L48 145V142H47ZM49 144H50V143H49ZM65 144H66V143H65ZM36 145H37V144H36ZM38 145H39V144H38ZM38 145H37V146H38ZM76 145H77V144H76ZM81 145H82V144H81ZM32 146H34V145H32ZM52 146H53V145H52ZM56 146H57V145H56ZM56 146H55V147H56ZM59 146H60V145H59ZM110 146H111V145H110ZM117 146H118V145H117ZM216 146H218V145H216ZM34 147H35V146H34ZM53 147H54V146H53ZM68 147H69V146H68ZM81 147H82V146H81ZM32 148H33V147H32ZM32 148H31V149H32ZM60 148H61V147H60ZM60 148H59V150H60ZM69 148H70V147H69ZM76 148H77V147H76ZM82 148H83V147H82ZM82 148H80V149H82ZM106 148H108V146H107ZM216 148H217V147H216ZM221 148H222V147H221ZM33 149H34V148H33ZM38 149H39V148H38ZM47 149H48V148H47ZM49 149H50V147H49ZM51 149L53 150V148H51ZM55 149H56V148H55ZM57 149H58V148H57ZM65 149H66V147H65ZM65 149H63V150H65ZM78 149H79V148H78ZM117 149H118V148H117ZM35 150L37 151V148H35ZM35 150H30V152H31V151L34 152ZM52 150H50V151H52ZM63 150H62V151H63ZM41 151H42V150H41ZM71 151H72V149H71ZM73 151H75V150L73 149ZM76 151H77V149H76ZM79 151H80V150H79ZM111 151H114V150H111ZM123 151H124V150H123ZM39 152H40V150H39ZM43 152L45 153L44 155L46 156L47 153L45 152V150H44ZM43 152H42V153H43ZM53 152L55 153V151H53ZM117 152H118V151H117ZM221 152H222V150H221ZM42 153L40 152V154H42ZM58 153H60V151H58ZM61 153H63V152H61ZM70 153H71L72 155H73V154H76V152H75V153L70 152ZM35 154H36V153H35ZM116 154H117V153H116ZM42 155H43V154H42ZM54 155H55V154H53V156H54ZM117 155H118V154H117ZM56 156H57V155H56ZM59 156H60V155H59ZM64 156H65V155H64ZM118 156H119V155H118ZM118 156H117V157H118ZM41 157H42V156H41ZM61 157H62V156H61ZM69 157H70V155H69ZM76 157H77V155H76ZM76 157H75V158H76ZM119 157H120V156H119ZM54 158H55V156H54ZM63 158H66V157H63ZM73 158H74V157H73ZM139 158H140V157H139ZM44 159H45V158H44ZM48 159H49V158H48ZM48 159H47V160H48ZM67 159H68V158H67ZM67 159L65 160L66 162H67ZM45 160H46V159H45ZM59 160H60V158H59ZM51 161H53V160L51 159ZM65 161H64V162H65ZM116 161H117V160H116ZM46 162H47V161H46ZM49 162H50V160H49ZM53 162H54V161H53ZM55 163H56V162H55ZM55 163H54V164H55ZM135 163L137 164V162H135ZM57 164L59 165L58 162H57ZM57 164H55V165H57ZM63 164H64V163H63ZM63 164H62V165H63ZM66 164H67V163H66ZM119 164H120V163H119ZM53 166H54V165H53ZM63 166H64V165H63ZM63 166H62V167H63ZM135 167H136V166H135ZM59 168H60V167H59ZM129 168H130V167H129ZM122 169H123V168H122ZM131 169H132V167H131ZM57 170H58V169H57ZM127 170H128V168H127ZM127 170H126V171H127ZM129 170H130V169H129ZM133 171H134V170H133ZM130 172H132V170H130ZM129 174L131 175L132 173H129ZM132 175H134V174H132ZM1 181H3V180H1ZM27 181H29V180H27ZM31 181H32V180H31ZM37 182H38V181H37ZM3 183H4V181H3ZM35 183H36V181H35ZM39 183H40V182H39ZM0 184H2V183H0ZM24 184H25V183H24ZM2 185H4V184H2ZM2 185H1V186H2ZM25 185H26V184H25ZM41 186H42V185H41ZM32 187H33V186H32ZM0 188H1V187H0ZM37 188H38V187H36L35 190H36ZM39 188H40V187H39ZM1 189H2V188H1ZM0 191H1V190H0ZM3 191H4V190H2V193H3ZM4 192H5V191H4ZM6 192H7V191H6ZM35 192H36V191H35ZM37 192H38V191H37ZM2 193H1V194H2ZM46 194H47V193H46ZM29 195H30V194H29ZM37 195H38V193H37ZM6 196H7V195H6ZM26 196H27V195H25V197H26ZM39 196H40V195H39ZM46 196H47V195H46ZM46 196H45V197H46ZM42 197H43V196H42ZM22 198H23V197H22ZM43 198H44V197H43ZM5 199H7V198H5ZM25 199H28V198H25ZM33 199H34L33 202L35 203V202H36V201H35V198L33 197ZM38 199H40V198H37V203H39V201H40V200H38ZM43 200H44V199H43ZM45 200H46V199H45ZM28 201H29V199H28ZM5 202H6V201H5ZM26 202H27V201H26ZM41 202H42V201H40V203H41ZM56 202H57V201H56ZM56 202H55V203H56ZM58 202H59V200H58ZM30 203H31V202H30ZM37 203H36L35 205H37ZM44 203H45V202H44ZM53 204H54V203H53ZM42 205L44 206V204H42ZM52 206H53V205H52ZM54 207H55V206H54ZM10 209L13 210V208H10ZM12 214H13V213H12ZM16 215H17V214H16ZM16 217H17V216H16ZM14 218H15V217H14ZM42 227H43V226H42ZM95 261H96V259H95ZM96 264H97V263H96Z\"/></svg>",
	"mask_w": 264,
	"mask_h": 264
},
{
	"label": "flooded vegetation",
	"instance_id": "obj_5",
	"mask_svg": "<svg viewBox=\"0 0 264 264\" xmlns=\"http://www.w3.org/2000/svg\"><path fill=\"white\" fill-rule=\"evenodd\" d=\"M38 8H39V6H38ZM83 14H84V11L82 12ZM82 16V15H81ZM43 18L46 22H50L51 23V20L50 19H47L46 17H44L42 14H41V8H40V11H38V13H36V16H34L32 19H33V21H32V27H31V29H34L33 31H32V34H33V36H34V38H35V44L37 45V47H36V50L37 51H39V53H40V50L42 49V51H41V53L43 52L44 53V55L45 56H48L47 58H49V61H51V60H53L54 58H58V56L60 55L59 53H58V48L61 46V44H62V38L60 37L59 38V36L58 35H55L54 33H52L53 32V29L51 28V30L46 34V39L48 40V44H49V47L47 48V49H45L44 48V44H43V41H41L40 39H39V32H40V30H39V26L38 25H36V20H37V18ZM81 23H83V20H82V17H81V19L78 21V23H77V25H75L74 27H76V30L75 31H73L72 33H77V35H78V37H80V38H82L83 36H82V34H81V29H80V27H79V25L81 24ZM52 24V23H51ZM96 25H97V23H96ZM98 28V27H97ZM113 29L114 28H112L111 29V31L113 32ZM97 30V29H96ZM95 32V31H94ZM93 32V33H94ZM112 32L110 33H108V35H109V41L111 42L109 45V47H111V49H112V53H116V54H118L120 57H122L121 56V54L120 53H118V52H116L115 51V47H114V43H112ZM93 33H92V35H93ZM91 35V36H92ZM91 36H89V37H91ZM77 37V38H78ZM89 37H86V38H89ZM76 38V37H75ZM77 40V39H76ZM80 42H82V40H79ZM73 44H75V43H73ZM123 58H125V57H123Z\"/></svg>",
	"mask_w": 264,
	"mask_h": 264
},
{
	"label": "water",
	"instance_id": "obj_6",
	"mask_svg": "<svg viewBox=\"0 0 264 264\" xmlns=\"http://www.w3.org/2000/svg\"><path fill=\"white\" fill-rule=\"evenodd\" d=\"M86 15H90L89 13H86ZM126 25L125 24H118V27H125ZM127 27H131L132 29H133V27H132V25H130L129 23L127 24ZM115 35H116V31H115V29H113V32H112V43H114V41H115Z\"/></svg>",
	"mask_w": 264,
	"mask_h": 264
}]
</instances>
